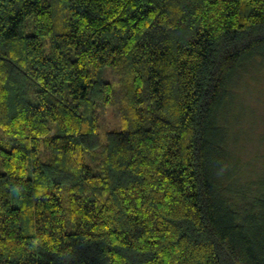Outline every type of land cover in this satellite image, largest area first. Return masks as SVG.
<instances>
[{
	"label": "trees",
	"instance_id": "trees-1",
	"mask_svg": "<svg viewBox=\"0 0 264 264\" xmlns=\"http://www.w3.org/2000/svg\"><path fill=\"white\" fill-rule=\"evenodd\" d=\"M261 62L264 0H0V264H264L229 119Z\"/></svg>",
	"mask_w": 264,
	"mask_h": 264
},
{
	"label": "rangeland",
	"instance_id": "rangeland-1",
	"mask_svg": "<svg viewBox=\"0 0 264 264\" xmlns=\"http://www.w3.org/2000/svg\"><path fill=\"white\" fill-rule=\"evenodd\" d=\"M114 85H117V80ZM236 95L237 103L234 104L229 119L233 124L232 149L240 163L237 164L234 157L229 159L233 166L241 167L239 172L243 179L255 181L264 170V62L256 64L251 69ZM97 117L102 138L107 132L120 129L125 125L119 106L100 107ZM13 200L16 203L15 194Z\"/></svg>",
	"mask_w": 264,
	"mask_h": 264
}]
</instances>
